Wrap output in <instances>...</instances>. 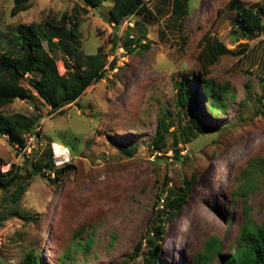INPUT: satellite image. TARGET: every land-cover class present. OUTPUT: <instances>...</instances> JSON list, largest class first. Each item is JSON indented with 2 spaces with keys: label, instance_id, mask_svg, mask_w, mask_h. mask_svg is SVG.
Returning <instances> with one entry per match:
<instances>
[{
  "label": "rangeland",
  "instance_id": "rangeland-1",
  "mask_svg": "<svg viewBox=\"0 0 264 264\" xmlns=\"http://www.w3.org/2000/svg\"><path fill=\"white\" fill-rule=\"evenodd\" d=\"M229 1L188 0L179 18L170 16L171 0H146L153 18L135 16L115 27L112 0L87 14L79 0H31L15 16L13 0H0V51L17 50L10 37L16 26H58L64 19L67 26L58 34L65 37H58L60 47L51 54L61 74L63 61L77 65L98 47L108 62L115 59L114 70L106 66L101 81L57 112L34 92L4 108L6 114L41 115V127L39 136L25 137L21 150L0 135V173L12 165L29 177L49 145L55 169L67 166L68 174L54 180L44 165V176L32 177L19 201L24 218L0 227V264H20L30 250L42 264H142L146 249L131 256L140 241L146 245V227L162 209L165 192H178L192 175L182 207L167 220L157 264H193L196 254H212L213 240L222 244V256L232 255L240 247L244 210L252 223L264 225V110L255 104L264 83V34L242 39L235 13L225 8ZM238 1L263 12L264 21V0ZM134 21L142 26L128 30ZM71 22L78 24L74 38ZM125 33L133 37L128 49ZM212 39L233 54L218 57L204 75L199 56ZM181 82L196 91L200 122L221 134L193 130L186 110L176 106ZM206 83L213 85L211 94L203 90ZM158 123L171 124L160 154L150 145ZM128 147H136L131 158L120 151ZM165 216L159 213L156 222ZM206 264L221 259L210 257Z\"/></svg>",
  "mask_w": 264,
  "mask_h": 264
},
{
  "label": "trees",
  "instance_id": "trees-1",
  "mask_svg": "<svg viewBox=\"0 0 264 264\" xmlns=\"http://www.w3.org/2000/svg\"><path fill=\"white\" fill-rule=\"evenodd\" d=\"M104 1L106 0H79L82 3L81 11L87 14L88 9L94 10L102 6ZM187 2L188 0H171L170 16L175 15V17L183 18L187 12ZM146 4V0H112V5L109 9L110 23L115 27H120L123 22L135 16L153 18V14ZM30 6L31 0H13L11 15L15 16L29 9ZM225 8L235 13L242 39L254 40L264 34L263 12L244 6L238 0L229 1ZM220 12L221 10L218 13ZM139 22L134 21L133 26L128 30H131L134 26L141 27L142 22ZM66 26L67 23H64V19H62V24L58 26L53 21H45L41 26H16L14 29H10L12 31L10 37L13 39L14 44L17 45V50L13 49V53L12 50H9L10 48L5 52L0 51V135L4 136L7 142L16 149L21 150L25 148L26 136H39L41 115L35 114L32 117L19 113L6 114L4 112L6 106L12 104L16 99H30L34 92L50 108L51 112H57L67 105L75 104L88 87L101 81L106 73V66L111 71L115 68V59H113V62H108L106 54L101 47H98L96 53L84 56L83 61L77 63V65H70L68 60L63 61L64 72L61 74L51 54L56 52L58 47H60L58 45V37H65L64 34H58V30ZM77 29L78 24L71 22L68 34L74 38L77 35ZM132 39L133 37L130 34H124L123 40L125 41L124 46L126 49L129 48L128 45L132 43ZM137 44H139V41L136 40L134 47ZM141 47L147 48L148 46L144 44ZM21 50V55L17 56L15 52L19 53ZM230 54H233V52L217 40L212 39L207 46L203 47L199 56V62L204 70V75L208 73L207 68L215 63L218 57ZM23 84H26V86ZM212 86L211 84L210 87ZM210 87L209 83H206L205 87H203L206 94L212 93ZM176 88V106L179 109L186 110L190 126L193 130L200 135H209L211 131H215L218 135L221 134L217 130L210 131L200 122L195 114L196 91L191 92L184 82L176 84ZM215 102L217 101L214 98L213 101L211 100L210 105L213 106ZM255 104L259 110H264V83L262 84L260 96L255 99ZM170 127V123L167 125L158 123L156 134L150 144L155 149L156 154L162 152L164 137ZM120 151L131 158L136 153V147H128L120 149ZM51 156V148L49 145H46L44 157L32 163V171L27 178H22L20 174H17L14 171L15 167L12 165L8 171L0 173V190L2 191V198L0 200V227L10 218L19 217L23 214L19 208V201L31 184L32 177L38 173L44 176L43 170L46 169H44V165H47V168L51 170L54 180H59L68 174L67 166L55 169L56 166ZM2 164L3 162L0 159V165ZM194 180V175L190 179H184L182 187H180L178 192L170 190L167 194L163 190L166 194L161 205L162 209L148 223L146 227L147 232L143 238L146 245L142 248L141 241L136 245L131 256L133 260L141 255L142 250L146 249V255H143L142 264H157L160 255L161 239L169 222L167 220H173L177 216ZM249 190L250 188L246 187L244 193L246 194ZM159 201L160 199H157L156 206H160ZM161 212L166 213L164 221L156 222ZM244 216L246 220L242 224L237 238V244L240 247L232 255L227 257L222 256V244L217 240H213L208 244V248L212 254H196L193 264H206L210 257L216 256L221 259V264H264V225L252 223L246 210H244ZM20 218H24V216ZM20 264L42 263L38 253L35 250H30L21 259Z\"/></svg>",
  "mask_w": 264,
  "mask_h": 264
},
{
  "label": "water",
  "instance_id": "water-1",
  "mask_svg": "<svg viewBox=\"0 0 264 264\" xmlns=\"http://www.w3.org/2000/svg\"><path fill=\"white\" fill-rule=\"evenodd\" d=\"M231 40L234 41V42H236V37L235 36H232L231 37Z\"/></svg>",
  "mask_w": 264,
  "mask_h": 264
}]
</instances>
